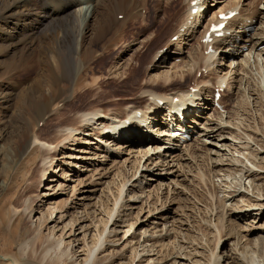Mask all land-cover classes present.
<instances>
[{
    "label": "rangeland",
    "instance_id": "rangeland-1",
    "mask_svg": "<svg viewBox=\"0 0 264 264\" xmlns=\"http://www.w3.org/2000/svg\"><path fill=\"white\" fill-rule=\"evenodd\" d=\"M109 1L117 3L116 0H102L100 7ZM44 2L45 0H26L21 7L24 13L21 14L27 16L29 14L27 18L17 16L0 18V23L8 18L6 24L0 27V203L9 194L8 186L12 185L11 182H14L15 178L17 180L20 178L17 176L24 171L23 167L24 180L19 181L20 188L26 186L31 174L33 178L30 180L37 184L36 188L24 193L21 206L14 209L10 207V216L14 214L15 209L17 215L23 213L22 224L19 226L21 234L15 241L13 240L8 251L2 244L6 237L0 236V264H27L25 263L27 255L32 250L34 255H42L45 249L48 250L47 258L51 255V260L58 256L62 262L83 264L86 248L92 246L93 234L96 231L101 232L104 221L108 218V210L112 208L116 210L120 204L122 205L118 210L119 215L116 217L115 214L116 219L113 217L107 223L103 235L104 237L113 229L115 234L113 232L109 239L114 243H103L107 247L100 254L101 262L98 264H132V261L133 264H147V258L152 259L150 264H209L210 251L211 248L215 249L214 237L217 235L223 236L214 250L221 257L220 264H264V212L259 214L258 206L239 207L248 199L251 203H256V199H261L258 203L264 202V106H262L264 76L259 77L256 62L257 51H261L260 58L264 61V39L259 40L263 32L261 28H257L259 25L257 20L256 29L250 36L252 41L245 42V47L240 54L238 53L241 49L239 50L229 70L226 65L230 61H226L225 58L219 60V50L212 59L216 62L211 67H215L216 72L213 71L210 76H221L227 72L228 79L237 69L238 77L243 76V82L240 81L241 89H237L239 87L237 83L236 88L226 91L222 99L225 101V108L219 113L221 118H216L213 110L207 105L212 93L205 94L206 104L204 101L200 105L195 104V110H191L188 116L194 122L190 125L192 138L186 146L169 147L171 150L167 154L162 152V157L154 154L152 156L155 157L151 156L149 160V155L154 152L141 157L148 147L136 143L135 139L132 141L130 136L128 139L120 137L114 141H111L112 138L105 144L97 143L96 137L87 136L83 132L77 136L80 140L70 139L51 155H46L41 148L33 153L28 147L35 132L42 138L51 140L54 130L70 124L79 112L95 108L105 113L115 109L123 111V107L128 105L143 108L148 98V92L143 93L145 88L169 95L168 93L172 94L179 89L178 86L187 90L195 81L201 80V72H207L203 68L201 71L193 70L190 78L174 81L172 87H164L160 81L168 72L179 73L187 69L193 62V53L197 52L198 58L201 56V47L198 45L199 31L204 29L208 20L202 26L197 24L194 28L196 30L192 34L194 39L189 40L188 35H183L184 28L180 29L181 33L177 38V35H173L175 30L179 29L176 20L185 13L186 0H146L150 6H157L155 8L157 10L149 8L151 11L149 13L142 7L143 12L146 11L145 17L138 21L128 20L122 39L110 44L102 35L95 38L93 31L85 33L79 37L78 42L81 43L82 51L90 48L93 55L87 54L86 58H83L79 54H74L75 57L69 58L68 42L74 43L78 38V29L73 30L74 32L72 30L63 32L58 27L57 36L56 33L52 35L54 38L57 37L58 41L53 43V37L49 33L52 27L45 28V31L44 26L39 24L42 15L38 13L39 5ZM217 2L216 6H213L215 1L210 4L207 10L208 17L217 11L219 6L224 5L226 0ZM245 2L247 5L250 0ZM246 5L242 6L245 10L248 9ZM256 6L263 9L261 3L256 2ZM152 19L155 20V26L150 30L149 22ZM14 22L17 24L16 29L11 27L16 25ZM7 27L9 29H6ZM256 40L261 44L254 46ZM169 41L171 44L165 46ZM39 43L44 46L41 47ZM58 43L61 44L59 50ZM123 43L125 45L121 46ZM127 44L129 48L126 47ZM178 47L181 48L177 51L179 53H176L178 57L171 60L174 56L169 54L170 51L172 53V50ZM125 48L126 50L121 53ZM159 48H162L160 53L167 54V57L162 58L161 62L160 60L153 62L152 55ZM44 54L53 55L58 59L59 70L51 69L50 63H40L39 59L46 56ZM247 61L251 64L249 65ZM66 63H69V67L72 65V70L67 71L69 74L64 69ZM84 65L88 67L81 73ZM45 67L48 74L51 73V78L60 76L58 77L60 84L56 89L61 95H56L54 91L51 93L50 79L40 82L41 90L35 86L38 74ZM115 67L119 69L116 70ZM113 70L116 71L112 73ZM117 72L119 74H116ZM65 75L67 78H64ZM152 77L153 85L143 86L144 82ZM257 83H262L260 89L257 88ZM51 99L54 100L53 105L38 119L37 111L39 108L44 110ZM56 107L59 109L57 116L54 111ZM192 111L195 114H192ZM60 113H64L63 116ZM228 119H231L230 124L225 122ZM236 123H241L243 129ZM255 130L257 132H254ZM246 132L253 133L251 139L246 140ZM148 134L152 136L155 133ZM121 144L136 146L129 150L128 147L120 148ZM138 145L141 146L137 147ZM193 146L200 149L197 155L206 160L204 163L209 164L211 170L200 172L204 176L201 177L204 185L198 184L197 180L192 181L193 173L188 168L180 172L176 163L179 155L189 157L185 154ZM138 151L141 153H137ZM43 157L46 158L42 164ZM140 157L142 160L140 159L138 164L136 162ZM188 161L190 160H187V163ZM188 164L193 167L196 165L195 162L193 165ZM136 165L139 167L137 166L136 175L132 177L131 173ZM146 166H149V169H146ZM251 171H257L258 176L245 178ZM4 180L7 182L1 186ZM122 180L127 182V186L124 192L118 195L117 186ZM134 191L135 195L130 198ZM115 197L119 200L117 203L114 201ZM245 211L250 212L249 215L241 216L240 219L238 215ZM43 222L45 224L41 227ZM245 228H250V231L244 232ZM126 231L128 233L124 235ZM151 232L155 233V236H163L165 245L161 247L160 243L155 244L152 249L156 250L151 251L149 257L143 256L140 262L139 257L133 256L136 248L137 251L142 249V246L137 247V242H142L143 237ZM151 242L152 240L146 243L147 247ZM143 253L140 252L139 256ZM47 258H43L41 264H44Z\"/></svg>",
    "mask_w": 264,
    "mask_h": 264
},
{
    "label": "bare ground",
    "instance_id": "bare-ground-1",
    "mask_svg": "<svg viewBox=\"0 0 264 264\" xmlns=\"http://www.w3.org/2000/svg\"><path fill=\"white\" fill-rule=\"evenodd\" d=\"M2 1L0 2V18L1 17H8V16H17V17H25V18H27L29 16V14H28V16H27V14L26 15H22L21 14V12H23L21 10V7L23 6V3L26 0H4L3 2ZM145 1L146 0H116L117 3H113L112 1H109L108 4L106 3V4L102 5L103 7H100V5L102 3V0H45L44 3H40L41 5H39L40 6L39 10L37 9L38 11H40L38 13H42L39 24L42 27L44 26L43 27L44 29L52 27V30H50V32H49L51 34V36L53 34H55V33H56V36H57V33H59L58 27H60V30H62L63 32H64V30L66 32H70L71 30L73 31L75 29H78V38L74 41V43L72 41L68 42L70 47H69V50H68L69 52H68L67 56L69 58H72L74 56V54L75 55L79 54V55H81L84 58L87 54H92L93 52L90 51L89 47H88L89 49L85 48V50H83V51L81 50V48H82L81 47V43L78 42L79 41V37H81L85 33L93 31L95 33L94 34L95 38H98L100 35H102V37L105 38V41H107L108 43L109 42H110V44L111 43L113 44V42L115 43L116 40H120L124 36V28L126 27V24L129 22L128 20H131V21L132 20H135V21L141 20L146 15L145 14L146 13L145 10H148L149 13H151L149 8L155 9L157 7V6H150ZM190 1L191 0H186V4H185V7H184L186 11H184L185 13L176 20V26L179 24V26H178L179 27V29H178L179 31L175 30L173 35H177V38H178L180 36L179 33H181L180 29L184 28L183 29V35H188L189 40H192V39H194V35H192V34L194 32H196V30L194 28L197 26V24L202 26V24L205 23L208 20L206 22L208 24L204 26V29L202 31H199L200 32V36H199L200 41H199L198 45H200V47H201L200 51H202V54L198 58V57H196L197 56L196 55L197 52L193 53L192 54L193 62H191L192 64H190L187 69L181 70L179 73L176 72V71L171 72V73L168 72L165 75L163 74L164 75L163 77H161V76H159V77L162 78V79H160V81L162 82L164 87H169V86L172 87V84L174 83V81H176V80L179 81V80H184L185 78H190L193 75L194 71L196 72L197 69H199L201 71V69L203 68V70H207V72H201V77H202L201 80H199V81H195L194 80L195 84H192V87H190L187 90L186 89L184 90L183 88L178 86L179 89H177L174 93L172 92V94L168 93L169 95H167L165 93H160V92L156 93V92H153V91H149L147 88H145L146 90H144L143 93L144 92L145 93L148 92L147 93V97L148 98H147V101L145 102V105H144L143 108L142 107L141 108H137V107H135V105H128V106L123 107V111L115 109L113 111H108L107 113H105L104 111H101L98 108H95V109H90V110H87V111L84 110L82 112H79V113H77L79 115H77V117H75L70 124H68L66 126H63V127L60 126L56 130H54L55 133H54V136H52L53 139H51V140H47L45 138H42L40 134L35 132L32 135V137H31L32 139H31V141L29 143L30 146H28V147H30L32 149V152L33 151L36 152L37 150H39L41 148L43 153H45L46 155H51L52 152H55L57 150V148H59L62 145H64V143L66 141H68L70 139H73L74 141L75 140H80V139H77V136L84 132L85 135H87V136L89 135V136L96 137L98 139L97 143L98 142H100V143L102 142V143H105V144L107 143V141L111 140L112 138H113V140H111V141H114V139H117V138H120V137L123 138V139H128V137L130 136L133 139L132 141L136 140L135 141L136 143H140L142 146L146 145L148 147L147 150L143 154H141L142 156L140 155L141 157H143L147 153L149 155L150 152H154V153L149 155L150 158L149 157L148 158L150 160L152 155L157 154L158 156H161L162 152H165V154H167L171 150V149H169V147H171V148L173 147L174 148V146L178 145L177 142H175V143H170L169 142L172 139L170 137H167L166 136L167 135L166 131L163 130V129H165V127L168 124L166 122H164L163 120L158 121L159 118L161 117V115H162V118H165V120H166V118H170L172 120L173 118L168 115V112L169 111H175V109L176 110H181V112H182V114L184 116L182 123L187 127V131L186 132L188 133L189 127H190L191 123L194 122V120L193 119L190 120L188 117L186 118L187 112H189L190 110H195L193 108V106H195V104L200 105V103H201L200 101H204V104H206V102H207L206 99H207L208 93H212L211 100H210V102L207 103V105L210 106L209 109L213 110V114H214V116H216V118H221L220 115H219L220 111H218L215 108L211 107L212 103H213L212 99H213L214 89L215 88L221 89L223 86H225V88L222 90V95H225L226 91L229 92V91L232 90V88L233 89L236 88V84L239 83V87L237 88L239 90V89H241L240 88L241 87L240 81L243 82V80H242L243 76L238 77L239 72H238L237 69H235L233 71L232 76H229L228 79H227V72H226V74L221 75V76H218V75H216V76L214 75L213 77H212V75L210 76V74L214 73L213 71L216 72V70H214L215 67L214 68L211 67V66L215 65L213 63L216 62V61H214L212 59L216 56V52H218V50H219L218 59L220 60L222 58H225L226 61L229 60L230 62L226 65V67H227V69L231 68L233 66L232 65V63H233L232 61H234L236 59V55L239 52V50L242 47L245 46V42L246 41H250V42L252 41V38L249 39V38L244 37V38H242L243 44L235 43V41H236L235 37L237 36L236 34L241 32L240 30H238V28H239L238 25H240V22L246 23L245 27H247V26L250 25L249 23L253 24V22H251V21H253L254 19H255V21L257 20V22L259 23L257 28H261L262 32H263L262 33L263 35L261 36V38L259 40L264 39V21H262L264 19V0H250V3L247 4V5H246L245 0H226V3L224 5L219 6V9L217 8L218 9L217 11L213 10L215 12L211 13L210 17L206 16L201 22H200V15H199L200 12H198L196 14H191V8L189 7ZM212 1L213 2L216 1V2L214 4H213V2L210 3L211 5L213 4V6H216L218 4V2H217L218 0H212ZM256 2L257 3H261L262 6H263V9H259L256 6ZM30 4L31 3H29V5ZM244 4L246 5V7H248V9L245 10L242 7ZM141 5H143V6H141ZM142 7L145 9L144 12H143ZM199 7L200 6L198 5V8ZM29 10H31V8ZM155 10H157V9H155ZM229 10H232V11L239 10V14L235 15V17H233L228 22V27L226 28V32L229 33V34L226 33L224 37L220 38V40L215 43L216 46L214 47V51L213 52H206L207 51V46H205L203 44L202 39H201L202 35L204 34V31H206L208 29V27L210 25L209 22L212 21L213 19H215L219 12L229 11ZM27 12H25V13H27ZM32 12H33V10H32ZM118 15H121V18H119ZM17 19L19 20V18H17ZM7 20H8V18L5 19V22ZM55 21L57 22V24L54 25ZM5 22L2 21L0 23V27L2 25L6 24ZM35 22H37V21H35ZM198 22H200V23H198ZM19 23H18V25H19ZM30 25L26 24V26H30ZM149 25L151 26L150 27V30H151L155 26V20L152 19L149 22ZM16 26H17V24L13 25L11 27L16 29L17 28ZM6 29H9V27H7ZM6 29H5V32H6ZM42 29H40V31ZM45 31H46V29H45ZM62 31H61V33H63ZM46 34H44V35H46ZM59 37H60V35H59ZM52 39H53V43L58 41L57 37L56 38L53 37ZM259 40H256L254 42V46H256L257 44H261V43L258 42ZM32 41H33V39H32ZM169 44H171L170 41L167 44H165V46H167ZM185 44L189 45V43H186V42H185ZM14 45H16V43ZM123 45H125V44L123 43L121 46H123ZM40 46H41V44H40ZM42 46H44V45H42ZM58 46H59L58 50L61 49V47H60L61 44L60 43H58ZM126 47L129 48V45L127 44ZM43 48H45V47H43ZM63 49H64V47H63ZM180 49L181 48L178 47V48H176V50H172V53L170 51L169 54L174 56L173 59H171V60H174V59H176L178 57V55H176V53H179L177 51L180 50ZM42 50H44V49H42ZM125 50H126V48L123 49L121 53H123ZM160 50H162V48L157 49L155 51L154 55H152V61L153 62L155 60H156V62H158L159 60L161 62V61H163L162 58H166L167 57L166 56L167 54H164L163 52L160 53ZM3 51H4V49H3ZM7 51L8 50L6 49V52ZM60 51H62V50H60ZM65 51H66V49H65ZM54 52H56V51H54ZM241 52H242V49L240 50V52L238 54H240ZM254 52H256V51H254ZM260 52L257 51V54L256 53L255 54H256V57H257L256 58V62H257V65H258L257 68L259 69V73L258 74H260L259 77L261 78V77L264 76V61L260 58L261 57V53ZM44 53H45V51H44ZM133 53H137V52L133 51ZM44 55H46V54H44ZM95 56H96V54H95ZM57 57H59V56H57ZM168 60H170V59H168ZM260 60H262L261 64H259ZM39 61L42 64L50 63L52 65L51 69H53V70L54 69L55 70H59V68H60L59 64H57L58 59H56V57H54L53 55H50V54L46 55L44 58L39 59ZM75 61H77V60H75ZM248 61H249V59H248ZM248 61H247V63H248ZM37 63H38V61H37ZM68 64L69 63H66L65 68H64L66 70V72L67 71L69 72V71L72 70V65L69 67ZM248 64L250 65L251 63H248ZM87 67L88 66L84 65V67L81 69L82 70L81 73L83 72V69L87 68ZM174 67H175V65H174ZM171 68H173V67H171ZM45 69H46V67L42 68V71H40V73L38 74L39 77H38L37 81L35 82L36 83L35 86L39 90H41V88L39 87L40 86V82L42 80H44V79H50L51 80V89H52V90H50L51 93L54 91L56 93V95L57 94L61 95V92L57 91L58 89H56V86L58 84H60L59 83V78H58L60 76H58V77L54 76V78H51V76H50L51 73L48 74V72L46 71L47 69L46 70ZM118 69L119 68H116V70H118ZM88 70L90 71V68H88ZM116 70H113L112 73L115 72ZM116 74H119V72H117ZM65 77L67 78V75H65L64 78ZM244 79H246V78H244ZM33 82H34V80H33ZM153 82H154V78L153 77L149 78L148 81L144 82L145 84L143 86L149 85L151 87L153 85ZM259 83H260V81H259ZM261 84H258V87H257L258 89H260ZM143 86H141L142 90H143ZM58 87L59 86H57V88ZM237 89H235V90H237ZM205 94H207V95H205ZM57 97H59V96H57ZM175 98H177V101L174 102ZM221 98H222V96H221ZM56 99H58V98H56ZM161 100L163 101L162 104L160 103ZM224 102L225 101L222 100V102L220 104L222 105V103H224ZM250 102H251V100H250ZM53 103H54V100L52 101V99H51L50 104L49 105L47 104L46 108L44 110L39 108V110L37 111L38 119L40 117H42L43 114H45L46 110L50 109V107L53 105ZM242 103H244V102H242ZM247 103L250 104L249 102H247ZM248 104H246V105H248ZM260 105H262V104H260ZM262 106H264V105H262ZM222 107H224V106L222 105ZM241 109H243V111H244V108L241 107ZM258 109H261V108H258ZM54 111H56V116H57V114L59 112V109H57V107H56V110H54ZM138 113L140 115H138ZM60 114H61V116H63L64 113H60ZM177 114H176V116L174 118L176 119V122H178L180 124L181 123V121H180L181 118H179L177 116ZM192 114H195V113L193 112ZM241 115H242V113H241ZM49 116H52V115H49ZM59 117H60V115H59ZM237 119H240V118H237ZM230 120L229 119L225 120V122L229 123ZM242 122H243V120H242ZM144 123L147 124V125L144 126L143 125ZM57 124H59V123H57ZM229 124L227 126H229ZM237 125L240 127L241 123L240 124L238 123ZM142 129L144 130V132H141ZM241 129H243V127ZM220 130H222V129H220ZM254 132H257V131L255 130ZM148 133H151V134L155 133V134L152 135V136H149ZM251 134H253V133L246 132V134H245L246 140L252 138ZM254 134H256V133H254ZM125 136H127V137H125ZM97 143L95 145H97ZM141 145H138L137 147H140ZM135 146L136 145H133V144H129L128 146H124L123 144H121V146L119 145L120 148L128 147L129 150H130V148L134 149ZM195 146L190 148V151H187V153L185 154V156H189V157L184 158V157L179 155L177 157V159H176V161H177L176 163L179 165L178 170L180 172H183L184 168H188V170L193 173V175H191L192 181L193 180H197L198 184L204 185L205 182H202V180H201V177H204V176L201 173H202V171L203 172H208V171H211V170H210L209 164H207V163L205 164L204 163L206 160L202 159L199 155H197V151H199L200 149L196 148L197 146L196 147ZM150 148H153L154 151L151 150ZM114 150H112V151H114ZM131 152H133V151H131ZM137 153H141V152L138 151ZM129 154H130V152H129ZM133 156H134V154H133ZM136 156L138 157V155H136ZM145 156H147V155H145ZM203 156H205V154ZM141 157L139 159L137 158L138 162H136V163H138V164L140 163V159L142 160ZM152 157L154 158L155 156H152ZM45 158L46 157L42 158V164L45 161ZM34 159H35V157H34ZM172 159H175V158H172ZM182 160H184L186 162L183 163ZM187 160H190V161H188V163H191V165H193L192 163L195 162L197 167H196V165L194 166L195 168L193 166H190L187 163ZM145 164H147V163H145ZM159 165H161V164H159ZM137 166L138 165H136V168H134V171L131 173L132 177L136 175V172H137L136 170L138 169ZM146 169H149V166H146ZM23 170L24 171H21V173L17 176V178L20 176V178L18 180L15 178L14 182L13 181L11 182L12 183V185L10 184L11 186H8L9 184L7 185L9 194L7 195V197L4 200H1V203H0V236L6 237L2 244L4 245L3 248L5 250H7V251H8V249L11 248L13 240L15 241V239L18 238L20 236V234H21V232L19 231V226L22 224L21 221H22V217H23L22 216L23 213H20L18 215L16 214V209H15V211L13 210L14 214L12 216H10V207L12 206L13 209H14L15 207L21 206L22 203H23L21 198L24 195V193L26 191H31L34 187L36 188V186H37L36 182H34V184H33V182H32L33 180L32 181L30 180L31 177L33 176V174H31L29 176V178H28L29 181L26 180V181H28V183L25 184L26 186L23 189L20 188L21 187V185H20L21 183L19 181H23L24 180L23 179L24 178L23 177L24 176L23 172H25V168L24 167H23ZM254 172L255 171H251L250 173H247L245 175L246 176L245 178H247V177H252V178L254 177L255 178V176L257 175V171L255 173ZM181 174H183V173H181ZM176 178H177V176H176ZM191 178H190V180H191ZM6 182L7 181L4 180V182L1 184V186L6 184ZM121 182L122 183L119 186H117V188L119 187L118 188V193H117L118 195H121L122 192H124V188L127 186V182L125 180H122ZM193 182H195V181H193ZM135 193H136V191L132 192L130 194V196L129 195L128 196L130 198H132L135 195ZM240 193L242 195H245L243 192H240ZM115 198H114V201H115V203H117V201H119V200L117 198L116 199ZM249 200L250 199L246 200L245 204L241 205L239 207L241 208L242 206H244V207H248V208H250V207H254L255 208L256 206H258L259 207L258 208L259 214L264 212V209H263L264 208V202H259L258 203V201L261 200V199H256V201H255L256 203H251V201H249ZM121 205L122 204H120L118 206V208L116 207L117 208L116 210L114 208H112L111 210H108V212H107L108 218H107V220L105 219L104 224H103L102 229H101V232L97 233V231H96L95 234H93L94 237H92L93 238L92 239V246H87V248H86V256L83 259V261H84L83 264H98L99 262H101V261H99V256H100V254L103 251H105L104 248L107 247V245L106 244L103 245V243H114V241H111L109 239V237H111L113 232L115 234V231L113 229L112 230L110 229L106 233V235L104 237H103V235H104V230H105V227L107 226V223L113 217H115V216L117 217L119 215L118 210L121 207ZM25 209H26V207H25ZM249 213L250 212L245 211V212L241 213L240 215H238V217L239 218L241 216H245L246 217V216L249 215ZM14 216L16 217L15 219H14ZM116 217H115V219H116ZM12 219H14V221H12V223H11ZM240 219H242V218H240ZM44 224H45V222H43L41 224V227ZM237 226H238V224H237ZM131 227H132V225L129 228H131ZM215 227L218 228L217 225H215ZM250 228H253V227H250ZM250 228L249 229L245 228L244 232H248L247 230L250 231ZM239 231H238V233H239ZM127 233H128V231H126L124 235H126ZM154 234L155 233L151 232L150 234H148V236H144L143 235L144 237H143L142 242H140V243L137 242V247L142 246L141 247L142 249H140L139 251L141 253L144 252L141 256H139L140 252L137 251V248H136V252H135V254L133 256L134 257H139L138 261H140V259L143 256L149 257V255H151L149 253L151 251L156 250V248L154 250L152 249L155 244L160 243L161 247H163L165 245L163 243V240H164L163 236H161V235L155 236ZM230 234H232V232ZM215 236H216V234H215ZM221 237H223V236L217 235L216 237H214V242H215L214 243L215 244L214 247H215V249L217 248L218 244L220 243ZM150 240H152V242L147 247L146 243L148 241H150ZM38 241H40V240H38ZM44 248H46V247H44ZM215 249L211 248V251H210L211 252V256L209 255L210 258H211L210 259L211 261H210L209 264H220L219 261H220L221 257L218 255V253H215V251H214ZM234 250L236 252V250H237V246L236 245H235V249ZM34 251L36 252V250H34ZM33 253L34 252L32 250V252H30L27 255V259H26L25 263H27V264H41V262H43V258H45V257L47 258L48 250L45 249L43 251V253L41 251L42 255L41 254H39V255L35 254L34 255ZM144 254H146V255H144ZM21 257H22V254H21ZM134 257H133V260H134ZM147 260H148L147 264H150V261H152L151 258H147ZM44 264H70V263L60 261L58 256H56V258L51 260V255H48V258L46 259ZM132 264H133V261H132Z\"/></svg>",
    "mask_w": 264,
    "mask_h": 264
}]
</instances>
